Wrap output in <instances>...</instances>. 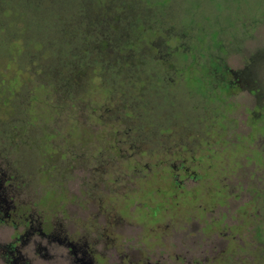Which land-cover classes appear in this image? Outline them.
<instances>
[{"label":"flooded vegetation","instance_id":"1","mask_svg":"<svg viewBox=\"0 0 264 264\" xmlns=\"http://www.w3.org/2000/svg\"><path fill=\"white\" fill-rule=\"evenodd\" d=\"M101 35L103 48L100 43L95 46L100 59L73 61L69 82L55 73V92L39 100L46 106L50 97L58 98L62 85L69 84L70 110L65 114L70 124L58 126L63 114L55 109L37 111L34 122L25 121L27 143L35 144L36 137L41 179L48 183L37 200L27 192V175L0 159V264H220L219 253L193 251L182 239L174 242L171 231L180 226L169 224L177 218L174 212L181 219L186 214L187 181L219 180L215 174L198 175L190 165L214 159L213 154L196 157L195 150L218 144L215 136L220 138L227 127L223 120L231 126L237 123L231 114L238 108V93L254 95L248 66L203 62L199 85L211 104L203 105L200 131L168 123L153 130L143 115L150 110L144 104L145 92L173 90L184 69L197 67L165 60L155 54L157 47L147 50L151 60H138L132 44L112 47L109 36ZM123 53L131 59H121ZM147 63L149 73L144 72ZM106 73L121 82H108ZM252 110L246 102V116ZM61 132L65 138L58 137ZM56 138L70 143L62 147ZM165 153L171 156H161ZM65 180L70 181L68 194ZM127 217L135 220L126 221Z\"/></svg>","mask_w":264,"mask_h":264},{"label":"rangeland","instance_id":"2","mask_svg":"<svg viewBox=\"0 0 264 264\" xmlns=\"http://www.w3.org/2000/svg\"><path fill=\"white\" fill-rule=\"evenodd\" d=\"M107 16L104 23L97 20ZM101 33L109 36L112 47L132 44L135 59L151 60L147 50L157 47V56L182 61L181 67H197L184 69L173 90L145 92L144 104L150 110L142 114L153 130L168 123L200 131L203 105L211 104L199 85L203 62L248 66L254 95L238 93V108L231 114L237 123L231 126L223 120L227 127L220 138L215 136L221 142L195 150L196 157L213 154L214 159L190 165L198 175L215 174L219 180L185 183L186 214L181 219L174 212L177 218L169 225L180 228L169 232L174 242L186 240L193 251L219 253L220 264H264V0H0V159L28 176L27 192L37 200L48 183L41 179L36 137L35 144L27 143L25 121L34 122L40 110L55 109L63 114L58 126L70 124L65 114L70 110L69 84L62 85L58 98L50 97L46 106L39 100L55 92V73L69 82L73 61L100 59L95 46L105 44ZM120 58L131 56L123 53ZM144 66L149 73L151 65ZM109 76L105 74L108 82H121ZM246 102L253 108L247 116ZM61 136L65 138V132ZM63 140L56 138V143H70ZM69 182L65 180L67 194Z\"/></svg>","mask_w":264,"mask_h":264}]
</instances>
